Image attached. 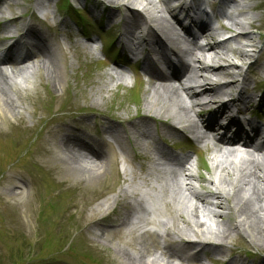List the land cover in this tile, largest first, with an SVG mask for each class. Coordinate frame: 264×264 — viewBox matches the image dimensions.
Here are the masks:
<instances>
[{"label": "bare ground", "instance_id": "1", "mask_svg": "<svg viewBox=\"0 0 264 264\" xmlns=\"http://www.w3.org/2000/svg\"><path fill=\"white\" fill-rule=\"evenodd\" d=\"M8 1L16 5L21 4L20 0ZM46 1L48 0H34L33 9L38 11ZM111 1L117 4L118 13L113 8L108 18H120L123 25L121 31L123 39L126 41L130 37L125 49L130 53L141 46L147 49L143 58L147 69L143 71L149 77L146 85L151 96L148 99L149 93L146 95L144 111L141 113L151 119H162L165 122V128L171 134H177V131L170 122L174 125H182L184 130H191L197 144L203 147L208 145L210 152L208 174L211 173L209 179L196 177L188 171V167H192L189 156L172 158L162 148L154 149L155 157L150 155L148 158L142 155L143 159L149 160L154 170L151 173L155 174L154 184L148 183L147 190H157V193L163 194L167 208L161 212L145 207L141 212H136L135 210L142 209L145 205L142 201L144 200L142 192L134 184L126 185L119 190L126 207L119 223L129 222L131 232H136L138 240L140 239L137 246L130 247L135 249L134 253L125 248L123 252H120L121 250L115 252L119 262L121 264H205L203 248L211 243L208 239L215 240V243L213 248H208L206 251L215 257L224 254L225 246L222 241L233 234H242L253 246L261 248L264 252V246H262L264 245V143L259 142L262 144L255 145L250 138L251 135L258 136L262 129L252 125L244 117H228V113H232V109L241 103L242 105L251 104L253 97L242 96L238 90L240 66L228 58L225 49L226 40L214 41L216 32L210 27H205L200 32V38L207 43L201 45L196 43L197 40L188 41L185 32L176 31L175 21L168 20L170 11L165 6L164 0ZM175 1L177 8L185 5L186 8L191 9L190 5L183 4L181 0ZM225 1L232 12L221 16L230 21L228 25L222 26V30H243L232 37L246 41L234 50L235 56L240 60L251 57L250 50L257 42L253 41L252 33L245 30V24L237 19L238 16L244 15V11L239 8V3L247 0ZM122 7L127 10L125 14H120ZM19 16H14L12 20H18ZM249 26H255L254 22L250 21ZM3 28L10 33L9 37H12L13 32L7 29L6 23ZM23 28H28L26 31L32 32V39H35L28 55L24 60H11L9 71L0 67V121L3 123H7L6 116H11L20 103L14 94L20 91L12 80V77L15 78L14 73L24 78V72L27 69L33 71L41 69L56 89L60 85L64 68V64L59 61L63 59L64 53L55 46L54 40L39 37L31 30L30 24L23 25ZM165 46L175 57L177 62L175 67H181L180 73L173 72L168 75L165 72V68H168V59L163 53ZM30 59L31 65L25 66V61ZM187 59L190 62H187ZM206 60L215 65L205 64ZM155 67H158V70ZM107 75L114 80V74ZM182 79L189 83V89L198 91L186 93ZM222 79L226 81L219 84L217 81ZM231 92L233 97H228ZM254 101L264 106V94L257 95ZM198 105L207 111L211 110L213 119L202 118L194 110V107ZM242 111L246 112L247 109L244 108ZM237 113L240 112L237 111ZM223 118L227 120L224 128L219 124V120ZM197 125L202 126L204 131L199 132ZM214 125L220 126V130L224 134H230V137L223 136L217 140L212 136ZM66 127L65 132H61L64 128L45 130L46 136L52 140L53 149L46 147L44 137L39 146L40 154H55L66 162V167L74 171L73 173L88 180L91 178L93 181H98L108 170L115 169V159H111L106 165L103 157L113 154V142L110 139L117 142L122 149L124 142L119 135L110 132L108 136L104 132L109 140L104 139L103 136L97 139L85 134L80 128ZM68 129H71V132H68ZM110 129L112 127L107 126L105 130ZM138 129L141 136H148L149 132L144 125L140 124ZM84 139L94 141L98 150L88 148L83 142ZM210 139L214 142L210 143ZM89 155H93L95 160H92ZM151 173L147 172V175ZM199 180L205 181L207 185L210 183L215 190H209L211 192L206 196L195 193L191 181L199 182ZM115 197H117L116 194ZM209 198L215 201L212 202ZM151 213L154 215L158 213L162 217L165 214L166 219L146 218ZM101 215L98 213V216ZM147 224H153L155 229L142 230ZM167 235H172L174 239L183 236L187 240L184 239L178 243L175 241L170 245L158 241L159 238ZM194 235L205 238V241L203 247L191 251L190 249L193 250L198 244V241L189 239ZM261 243L262 245H259ZM187 252L189 255L186 254ZM259 262L264 264V258Z\"/></svg>", "mask_w": 264, "mask_h": 264}, {"label": "rangeland", "instance_id": "2", "mask_svg": "<svg viewBox=\"0 0 264 264\" xmlns=\"http://www.w3.org/2000/svg\"><path fill=\"white\" fill-rule=\"evenodd\" d=\"M55 1H50L51 7ZM70 2L75 6L73 9L81 6L75 0ZM252 4L264 7V0H252ZM23 6H20V10ZM86 8L94 15L99 11L92 3ZM6 12L20 11L10 6ZM57 13H61V10H57ZM255 13H257L256 24L251 33L254 41L260 38L256 56L262 58L255 63L256 66L261 65L264 69V10H257ZM57 17L55 13L53 18L50 17L48 22L45 21L47 30L43 28V31L51 34V38L57 42L55 46L64 53V60L61 58L59 60L64 64L59 87L53 88L41 69L36 71L27 69L24 78L14 73L17 83L28 90L23 97L17 94L20 105L11 115L12 121L21 117V123L11 126L0 121V264H22L31 258L32 261L28 264H121L115 252L119 250L123 252L125 248L134 253L135 249L130 247L137 246L140 239H136L135 232L129 231V222L120 223L118 227L115 225L125 213L126 207L125 204L118 205L119 200L113 202V198L122 187L130 184L147 190V187H143L146 184L142 180L144 171L141 170L139 161L131 152L123 153L125 157L121 162H117L114 170H108L103 178L93 181L91 178L88 180L73 173L74 171L66 167V162L55 154H40L39 146L42 138L45 137L44 144L47 148L53 149L51 138L44 132L47 128H58L66 121L73 123L74 126H80L82 131L85 129L87 134L93 132L96 122L99 121L102 125L97 126V132L101 136L102 130L107 125H117L115 117L131 120L136 113L144 111L145 97L149 91L144 81L140 87L134 88L136 82L132 74L126 69L118 68L119 65L109 62L103 54L96 55L99 59L96 63L87 56H81L79 53L86 52L87 49L82 46L83 41L77 27L65 17ZM247 17L243 15L237 19L245 23ZM222 22L228 24L227 19ZM51 26L54 28L52 29ZM119 26H117L118 30L122 25ZM89 33L94 34V31L87 32L85 41L88 37L92 38L88 36ZM231 45L232 43L228 44ZM227 56H234V62L239 63L234 53L227 52ZM128 64L129 62L126 65ZM110 70L111 74L115 75L114 80L107 75L110 74ZM44 83H47L45 88ZM122 84L125 86L124 89L120 88ZM133 93H136V96ZM149 96L150 93L148 99ZM45 97L46 100L43 102ZM114 104L117 109L112 107ZM58 110L67 115L60 118ZM73 114L78 118H73ZM107 114L112 116L111 121L105 120ZM75 120H78V123L73 122ZM135 121L138 122V119ZM145 123L152 135L154 132L151 126L155 134L159 133L160 128L162 129V124L158 121H145ZM116 129L117 127L114 130ZM123 129L129 130V127ZM139 139L137 145H142L138 152H142L141 148H148L146 145L150 140L141 137ZM209 153L206 154L208 157ZM118 154L122 156L121 151H118ZM89 156L95 160L93 155ZM103 160L106 165L109 164L111 155L104 156ZM162 197L158 199L150 197L152 207L145 204L142 209L135 211L141 212L143 208L150 206V209L164 212L167 207L164 201L160 200L163 199ZM154 199L157 200L155 204H153ZM112 207L117 210V215L109 217L104 212ZM98 213L102 214L101 217H105L103 221L96 219ZM164 215L162 217L158 213L155 215L151 213L146 218L165 220ZM109 225L112 227H108ZM146 226L147 229L154 227L153 224ZM168 238L171 236L169 235ZM172 242L174 240L167 243ZM222 243L227 247L224 252L232 250L235 258H244L243 252L247 251L259 254V249L241 235H231ZM207 258L210 259L211 256ZM259 259L262 257L259 256ZM251 260L252 264H259L253 256ZM246 264L251 263L247 260Z\"/></svg>", "mask_w": 264, "mask_h": 264}]
</instances>
